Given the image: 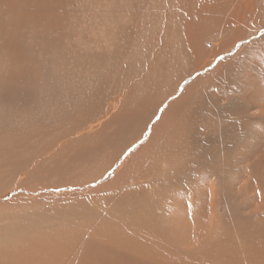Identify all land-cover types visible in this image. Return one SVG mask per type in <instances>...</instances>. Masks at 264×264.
<instances>
[{"label": "rangeland", "instance_id": "1", "mask_svg": "<svg viewBox=\"0 0 264 264\" xmlns=\"http://www.w3.org/2000/svg\"><path fill=\"white\" fill-rule=\"evenodd\" d=\"M195 1L0 0V264H26L20 255L33 264L37 255L25 241L48 243L60 237L61 228L83 232L76 241H54L57 250L69 246L62 259L74 253L75 260L84 236L96 239L92 232L99 228L129 225L138 212H125L136 204L164 220L175 217V231L193 234L202 228L208 236L214 230L210 211H217L210 207L215 178L205 172L210 162L227 166L223 180L232 195L240 191V200H249L239 212L264 219V82L255 89L240 83L234 67L220 65L212 73L209 54L223 38L258 40L251 22L264 20V0L253 2L260 20L245 17L252 2L232 9L205 0L214 7L211 31L199 24L189 37L186 21L198 7ZM230 10L227 24L216 26ZM37 29L42 39L31 35ZM219 55L217 63L232 56ZM220 160L221 166L214 165ZM104 174L108 177L99 180ZM192 176L191 196L177 182ZM215 186L213 205L222 210L228 195L223 198L219 182ZM173 197L175 204L169 203ZM122 201L127 207H119ZM245 246L242 264H264V243ZM187 249L193 251L189 264L206 263L192 245L178 246L177 252Z\"/></svg>", "mask_w": 264, "mask_h": 264}, {"label": "bare ground", "instance_id": "2", "mask_svg": "<svg viewBox=\"0 0 264 264\" xmlns=\"http://www.w3.org/2000/svg\"><path fill=\"white\" fill-rule=\"evenodd\" d=\"M261 1L262 0H260L259 2H261ZM62 2H64V1H62ZM209 2H206L205 0H197L194 2L195 6L198 5L199 8L197 7V9H199V12H196L197 9H196V11L193 9L194 12H192L190 19L186 21V23H188L187 31L189 33V35H188L189 37L193 36L194 30L197 28V26L199 24L200 25L204 24L205 27L209 26L207 30L211 31L210 27L212 26V24H211L212 22L209 20L215 21V14H213V11H212L214 8L213 6L208 8ZM219 2L222 4L227 3V5L230 4V6H232L231 7L232 9L238 8L239 5H241V4L243 5V4L252 2V5L250 6V8H248L245 11V13H246L245 17L248 16L249 19L250 18L253 19L254 17H256L257 19H259L257 17V15H260V14L258 13V14H256V16L254 14V10L257 11L256 8L254 7V5L255 4L257 5V3H253L254 0H252V1L251 0H237V1L236 0H233V1L232 0H220ZM263 3H264V1H263ZM263 3L261 4V6L263 5ZM48 4H49V2H48ZM58 5H59V3L56 6H58ZM220 6H221V4H220ZM223 6L225 8V4ZM50 8H51V6H50ZM224 8H222L221 10H224ZM260 9H261V7L258 9L259 12H260ZM1 10H2V7L0 8V11ZM165 12H164V14H165ZM225 12H227V11L224 10L223 13H225ZM231 13H232V11L229 12L228 14L226 13L227 15L224 14V16H223V15H220L221 14V12H220V14H219L220 18L218 17V22L216 21L217 22L216 26L219 27V26H223V25L227 24L228 17ZM261 13H264V8L261 11ZM208 14H210V16L213 14V16H212L213 18H211V17L208 18L207 17ZM240 16L243 17L244 15H240ZM245 17L239 22L243 24ZM1 19H2V17L0 18V27H1V21H2ZM236 21L237 20L235 19L234 22H236ZM251 26H252L251 35H257L259 37L258 40L252 42L251 44H247L245 42L246 39L240 40L239 38H237L235 40L229 39V40H227L226 43H224V38H223L221 40V42L219 43V46H217V49L214 51L211 50V52L209 54L213 55V58H214L212 67L210 66V68L212 69V73H214L215 69L216 68L218 69L220 67V65H222L224 68H227V69L229 67H234V68H236L234 71L235 72V79L240 83L248 84L250 87L253 86V88L255 89L257 86L263 85V82H264V20L257 21L254 24H253V22H251ZM32 28L34 29V27H32ZM124 28H125V26H122L121 29H124ZM24 29H25V27H24ZM182 30H184V29L182 28ZM212 30L214 31V29H212ZM192 31H193V33H191ZM25 32H30V31H25ZM25 34L26 33H24V35ZM43 34L44 33H42V31H39V29H37L35 34L32 33L31 35H34V36L42 39ZM184 37L187 38L186 35ZM32 38L33 37L30 36L28 38V40H30ZM187 40H189V39H187ZM20 41L21 40H19V43H20ZM240 41H242V43ZM13 44L15 45V43H13ZM219 52H224L225 56L227 54H231L232 56H231V58L221 59V60H219V63H217L216 58L221 56V55H219ZM206 66H208V65H206ZM217 71H219V69ZM217 71L215 73H217ZM245 75L247 78L244 77ZM221 79L225 82H232L231 79L224 77L223 75H222ZM235 96H237V95L229 96L228 98L232 99ZM219 98L220 97H216L215 99L214 98H212V99L215 102V100H218ZM249 108L250 107L242 106V109H245V110L246 109L249 110ZM239 115H246V112H242ZM208 118H209V116H208ZM236 119L238 121L243 120V118H240V117H237ZM227 120L225 121L226 125L228 123ZM254 121H256V120H254ZM211 122H213V121L211 120ZM211 122H210V124H211ZM246 123H248V122H246ZM219 124L220 123H218V125ZM223 124H225V123H223ZM229 124L230 123H228V126H229ZM205 125H207V124H205ZM212 125H213V123H212ZM215 125L216 124L214 123V126ZM214 126H212V127H214ZM235 126L237 127L239 125L235 123ZM248 126H251V125H249V123H248ZM223 127H220V130ZM241 127L246 128V125H244L242 122ZM225 149H226V146H225ZM219 151H221V150H219ZM135 152L136 151L128 152L126 154V156L122 155L121 159L113 164V170L118 169V167H120V164L125 162L127 160V158H129V156H131ZM218 153H220V152H218ZM212 156H210V157H212ZM244 158H245V156H244ZM221 162L222 161L220 160V162H218L219 164H214V165H217V166L220 165L221 166V164H222ZM208 163H206V164H208ZM210 164H211V162L208 164V167L205 166L206 167L205 172L206 173L209 172L212 177H215V178H213L214 184H211L212 186L210 185V188H209L211 190V191H209L211 198L214 199L213 203L210 207L213 206L215 209H217V211H213V210L210 211V218L208 221L212 222L214 230L212 231V233L208 234V236L205 235L202 228L200 230L195 231L193 234H192V232H191V234L188 233L189 229H188V231H186L184 229L179 230V231H175L173 229V226L175 225L174 223L177 224V222L174 221L175 217H174V219L172 218V220H170V217L169 218L166 217V220H164L161 217L163 214L152 215L147 211L149 208L146 210L145 206L142 207L140 204H136L134 206L135 207L134 210L128 209V211L125 212L128 215H133L134 213L138 212L135 216H130L131 220H130L129 225L113 224V225L103 227L104 229L99 228V230H100L99 232H92L94 236H99V237H96V239H92V238H88V237L84 236V243L85 244L83 246V249H79L80 256H77V258L75 260H72V258H74V256H75L74 253H73L72 257L66 256L68 258L62 259V257H64V255L67 254L66 252L69 250V246L63 244L64 246L60 247V250H57V246L54 244V241H61V242L63 241L64 243L69 242L71 239H74L73 241H76L77 236L79 234L83 233L81 231V229H76L75 231L74 230H64L63 231L61 228V229H59L60 234H58L59 232H57V234H56V236L60 235V237L59 238H57V237L52 238L50 241H48V243H44L43 239L42 240L37 239L40 241H34L33 244L29 243L30 241H25L28 244V248H33L34 252L37 255V257L32 259V263L33 264H189V260L193 257L192 256L193 251L191 252L190 249H187L185 251H182L183 254L177 252L178 246H182V245L186 244V246L192 245L194 247V251L196 252V254L207 260L206 263H204V264H215V263H217V264L218 263L242 264V260L244 259L243 256H244L245 252L248 251V249L245 246L246 243H258V244L264 243V232L261 230V228L264 226V219H255L253 221L252 216H254V214H251L249 216H244L239 212L240 208H241V204H244V206L242 207V209H243V208L247 207V204L249 205V203H250L249 200L246 198H242V201H241L240 195H237L240 192V191L237 192L238 190H236L237 193L232 191L233 193H236V194H233L234 196L232 195V193H231L232 189H231V187L228 186V184H226V181H227V180L225 181L226 178L223 180L225 172L229 170V169L227 170V166L224 165L222 168H218V167L215 168L214 166L211 167ZM228 166H231V165H228ZM252 168L253 167H250L249 169H252ZM113 170L111 172H114ZM240 172L238 174H240ZM177 173H178V171H174L173 174L177 175ZM228 173L230 174V171ZM252 173L256 175L255 169H252ZM107 177H108V175L106 174L105 176H102V178L99 180L104 181ZM256 177H257V179H260L262 176L256 175ZM230 178H228V182L232 181V178L231 179ZM191 179H194V177L192 176V177L186 178L184 180H178L177 183H178L179 189L181 191H187L192 196L193 192H195L196 190L194 189V184L191 183V181H192ZM218 182L220 184L219 191L222 193L223 198H224V196L228 195L225 198V200H223V202H222V210L218 209L216 205H213L216 201V196H217L216 193H219L217 190V187L215 186V184H217ZM212 183H213V181H212ZM231 184H230V186H233V183H231ZM262 187L264 188V182L262 184ZM93 189H94V187H93ZM239 189H240V187H239ZM258 189H260V187L257 185L255 190L258 192V191H260ZM246 192H249V191H246ZM186 196H188V195H186ZM255 196H256V194H255ZM172 200L175 204L177 202V197H173V198H171V200L169 199V201H170L169 203H173ZM191 200H192V198H191ZM238 200H240V201H238ZM243 201H245V202H243ZM189 203H190V206L192 207V203L191 202H189ZM124 206L127 207V204L125 201H122V203L119 204V207H124ZM154 206L155 205H153V208H156ZM150 209H151V207H150ZM152 210H154V209H152ZM159 210L162 212L163 208L159 209ZM178 213L181 214L179 211H178ZM69 216L71 217V215H69ZM69 219H71V218H69ZM104 219L106 220V218H104ZM108 219H110V218H107V220ZM196 220H197V218H196ZM197 222H198V220H197ZM184 223H186V221L182 220L183 226H184ZM72 224H73V222H72ZM212 229H210V230H212ZM204 231H205V229H204ZM202 233H204V234H202ZM88 234H91V233H88ZM176 234L178 235L177 239L175 238ZM77 244H75L74 246H77ZM203 245H204V247H203ZM16 249H17V247H14V250H16ZM247 255L251 257L252 253H249ZM18 258L23 262L25 259L26 264H29V262L31 261L27 255H20V256H18ZM257 261H258V259H255V262H257ZM199 263L200 262H195V263H191V264H199Z\"/></svg>", "mask_w": 264, "mask_h": 264}]
</instances>
